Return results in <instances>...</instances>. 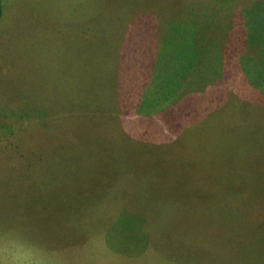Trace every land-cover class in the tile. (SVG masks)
Returning a JSON list of instances; mask_svg holds the SVG:
<instances>
[{"label":"rangeland","instance_id":"obj_1","mask_svg":"<svg viewBox=\"0 0 264 264\" xmlns=\"http://www.w3.org/2000/svg\"><path fill=\"white\" fill-rule=\"evenodd\" d=\"M257 1L2 0L0 264H264Z\"/></svg>","mask_w":264,"mask_h":264},{"label":"trees","instance_id":"obj_2","mask_svg":"<svg viewBox=\"0 0 264 264\" xmlns=\"http://www.w3.org/2000/svg\"><path fill=\"white\" fill-rule=\"evenodd\" d=\"M259 1V0H258ZM257 1V2H258ZM262 0H260L259 2H261ZM258 2V3H259ZM264 3V2H263ZM264 4H262L261 6H263ZM103 12L100 11V15L102 14ZM2 14H3V6H2V0H0V20H1V17H2ZM98 15V16H100ZM102 17V16H101ZM101 17H98V18H101ZM118 17L117 19H119L121 21V23H123L124 21H127V22H133V18L131 20H128L126 19L124 16H122V14H118ZM259 21L260 19H256V18H253L251 20H249V24H250V35H251V46L252 47H258L259 49V60H263V63L262 62H258L256 63L257 66H259L260 68L259 69H251L248 73L249 77H248V82L251 86L255 87V88H259V90L257 91V94L262 97L264 95V54L262 53V46L264 48V28L261 26L260 27V24H259ZM121 24L117 25V26H120ZM113 29V33H114V36L118 34H123L125 33V31L128 29L127 27L124 28V27H112ZM245 31L243 30L242 33H244ZM91 49L89 46H88V50ZM264 51V49H263ZM251 60H248V61H255L257 59V56H252V58H249ZM249 65V64H248ZM247 65V68H249V66ZM244 67V69H246V65L243 64L242 65ZM250 69V68H249ZM248 69V70H249ZM257 81L259 82V84L257 85ZM262 112H264V106L263 108L261 109Z\"/></svg>","mask_w":264,"mask_h":264},{"label":"crops","instance_id":"obj_3","mask_svg":"<svg viewBox=\"0 0 264 264\" xmlns=\"http://www.w3.org/2000/svg\"><path fill=\"white\" fill-rule=\"evenodd\" d=\"M260 1V0H259ZM258 1V2H259ZM256 2L255 4H254V6L253 7H251L247 12H246V15H248L249 16V20H251L252 19V17L253 18H256V19H260L263 15H264V11H262L260 8H259V5L261 4H264L263 2H264V0H262L261 2ZM264 18V17H263ZM134 23V22H133ZM260 27L262 26L263 28H264V20H263V22H262V20L260 19ZM262 24V25H261ZM134 29V28H133ZM96 40L94 39V42H95ZM250 44H251V38H250ZM182 49H181V47H180V49H179V52L181 51Z\"/></svg>","mask_w":264,"mask_h":264}]
</instances>
